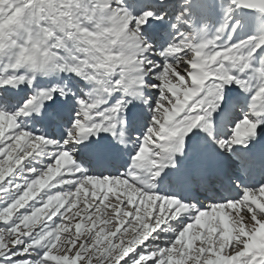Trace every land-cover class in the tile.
I'll list each match as a JSON object with an SVG mask.
<instances>
[{"label":"snow or ice","instance_id":"6c2138e0","mask_svg":"<svg viewBox=\"0 0 264 264\" xmlns=\"http://www.w3.org/2000/svg\"><path fill=\"white\" fill-rule=\"evenodd\" d=\"M0 264H264V0H0Z\"/></svg>","mask_w":264,"mask_h":264},{"label":"rangeland","instance_id":"374dc122","mask_svg":"<svg viewBox=\"0 0 264 264\" xmlns=\"http://www.w3.org/2000/svg\"><path fill=\"white\" fill-rule=\"evenodd\" d=\"M234 39H235V37H234Z\"/></svg>","mask_w":264,"mask_h":264}]
</instances>
